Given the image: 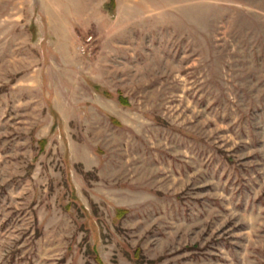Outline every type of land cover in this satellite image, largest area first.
Returning <instances> with one entry per match:
<instances>
[{
	"label": "rangeland",
	"instance_id": "rangeland-1",
	"mask_svg": "<svg viewBox=\"0 0 264 264\" xmlns=\"http://www.w3.org/2000/svg\"><path fill=\"white\" fill-rule=\"evenodd\" d=\"M0 264H264V0H0Z\"/></svg>",
	"mask_w": 264,
	"mask_h": 264
}]
</instances>
